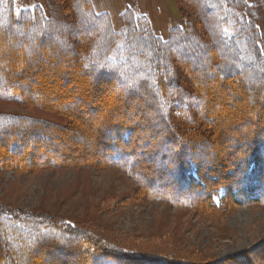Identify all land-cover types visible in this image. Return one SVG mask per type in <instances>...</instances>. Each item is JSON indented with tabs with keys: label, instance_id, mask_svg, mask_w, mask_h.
I'll use <instances>...</instances> for the list:
<instances>
[{
	"label": "trees",
	"instance_id": "trees-1",
	"mask_svg": "<svg viewBox=\"0 0 264 264\" xmlns=\"http://www.w3.org/2000/svg\"><path fill=\"white\" fill-rule=\"evenodd\" d=\"M178 1L195 15L163 39L131 9L116 32L90 0H0V100L69 118L0 113V166L117 169L143 199L210 215L264 206V12ZM261 243L200 262L0 203V264H258Z\"/></svg>",
	"mask_w": 264,
	"mask_h": 264
},
{
	"label": "rangeland",
	"instance_id": "rangeland-1",
	"mask_svg": "<svg viewBox=\"0 0 264 264\" xmlns=\"http://www.w3.org/2000/svg\"><path fill=\"white\" fill-rule=\"evenodd\" d=\"M14 1L23 11L33 10L45 0ZM90 1L97 13L110 15L116 32L123 30L122 15L131 9L146 16L153 32L163 39L182 26L186 17L195 15L192 6L178 0ZM244 2L257 13L264 12V0ZM180 94L192 96L188 79L182 82ZM0 113L69 124V118L58 112L11 101L0 100ZM189 127L195 132L208 131L198 122ZM143 198L139 186L117 169L15 170L0 166V203L11 209L50 215L94 234H107L150 249L180 250L200 262L223 260L262 242L251 261L264 264V206L224 208L210 215ZM215 201L221 205V197Z\"/></svg>",
	"mask_w": 264,
	"mask_h": 264
}]
</instances>
